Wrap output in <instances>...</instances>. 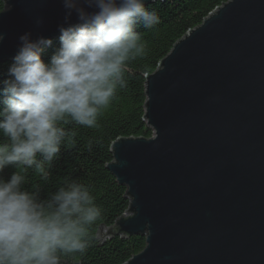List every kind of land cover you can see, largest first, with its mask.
<instances>
[{"label": "water", "instance_id": "95a60500", "mask_svg": "<svg viewBox=\"0 0 264 264\" xmlns=\"http://www.w3.org/2000/svg\"><path fill=\"white\" fill-rule=\"evenodd\" d=\"M2 1L0 62L59 35L62 0ZM145 77L153 136L112 142L130 206L100 232L145 235L125 264H264V0L216 7Z\"/></svg>", "mask_w": 264, "mask_h": 264}, {"label": "clouds", "instance_id": "9594fccd", "mask_svg": "<svg viewBox=\"0 0 264 264\" xmlns=\"http://www.w3.org/2000/svg\"><path fill=\"white\" fill-rule=\"evenodd\" d=\"M62 3L58 37L20 35L0 76V264H64L87 252L102 216L89 186L69 178L45 191L29 177L46 184L62 148L75 146V128L98 127L103 111L127 87L126 65L146 54L138 29L160 22L146 0ZM4 38L0 34V43Z\"/></svg>", "mask_w": 264, "mask_h": 264}, {"label": "trees", "instance_id": "16d2710c", "mask_svg": "<svg viewBox=\"0 0 264 264\" xmlns=\"http://www.w3.org/2000/svg\"><path fill=\"white\" fill-rule=\"evenodd\" d=\"M228 0H162L147 4L159 15L160 22L154 28L140 27L146 54L130 61L125 68L127 87L119 90L111 105L103 111L98 127H76L75 146L62 148L53 162L51 176L45 184L40 177L30 174V181L39 182L45 191H53L65 179H74L89 186L95 202L102 209V216L91 229V245L84 255L65 258V262L79 264H125L146 245L143 234L128 235L117 230L109 234L105 229L116 228L117 221L130 206L127 187L119 184L116 176L107 169L113 161L112 142L119 137L150 138L153 129L145 119L146 75L156 71L161 59L173 44L190 29L198 26L216 7ZM5 3L0 0V12ZM58 37V36H57ZM56 38V37H55ZM55 38H53L55 40ZM48 50L49 54L57 46ZM11 60L0 62V76L6 74ZM89 141L92 147L89 150ZM10 170L5 171V176Z\"/></svg>", "mask_w": 264, "mask_h": 264}]
</instances>
